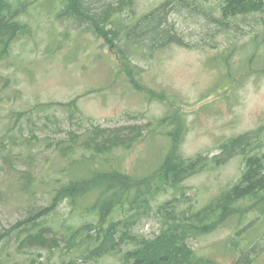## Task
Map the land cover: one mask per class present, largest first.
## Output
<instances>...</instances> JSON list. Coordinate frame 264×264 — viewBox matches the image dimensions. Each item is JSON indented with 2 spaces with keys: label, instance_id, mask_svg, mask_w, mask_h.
<instances>
[{
  "label": "rangeland",
  "instance_id": "obj_1",
  "mask_svg": "<svg viewBox=\"0 0 264 264\" xmlns=\"http://www.w3.org/2000/svg\"><path fill=\"white\" fill-rule=\"evenodd\" d=\"M166 1L134 0L136 18ZM174 1L169 22L185 43L130 49L136 68L130 74L117 49L88 25L57 16L58 1L30 0L28 12L20 15L28 30L0 57V234L22 227L36 212H47L60 186L89 175L72 171L69 163L91 153L78 145L66 154L62 150L73 136L81 143L96 129L130 132L134 139L129 146L107 157H91L90 165L116 167L139 178L152 175L173 148L186 157L213 159L222 154L225 142L245 133H255L264 152V13L241 14L225 26L217 20H222L226 0H189L197 10ZM132 14L124 13L127 21ZM71 102V107L59 106ZM244 167L242 154H225L223 163L187 177L180 185L186 194L180 209L210 203L240 179ZM174 194L170 189L159 195L154 209ZM94 201L89 196L83 204ZM85 219L89 217L72 214L69 200L60 201L49 218L59 233V246L51 239L43 247H26L11 236L8 264L68 261L62 224L78 226ZM247 220L238 225L236 218L229 219L189 244L218 264H235L237 248L251 245L254 236L264 246V219L254 230L246 229ZM159 221L152 213L134 232L153 238L160 232ZM234 235L240 241L237 247ZM126 249L85 264H133ZM255 256L252 264H264V251Z\"/></svg>",
  "mask_w": 264,
  "mask_h": 264
},
{
  "label": "trees",
  "instance_id": "obj_2",
  "mask_svg": "<svg viewBox=\"0 0 264 264\" xmlns=\"http://www.w3.org/2000/svg\"><path fill=\"white\" fill-rule=\"evenodd\" d=\"M55 1L60 4L59 18H72L80 25H88L96 36L117 49L130 74L136 73L130 49L144 46L155 50L173 42L185 43L169 22L174 0H167L138 18L134 0ZM181 1L179 5L191 6L189 0ZM29 2L0 0V57L9 50L13 40L28 30V23L21 20L20 15L28 12ZM186 5L182 7H188ZM191 7L197 10L199 6ZM221 8L222 20L217 22L226 26L241 14L264 13V0H226ZM127 10L133 13L130 21L124 16ZM136 134H140V130ZM254 134L245 133L225 142L222 154L213 159L203 154L186 157L173 148L153 174L144 178L134 177L116 167L104 170L90 165L91 157H107L114 149L129 146L134 139L130 132L96 129L81 143L76 139L78 136H73L71 143L62 150L66 154L78 145L84 153H91L90 158L83 154V159L73 158L69 163L72 171L89 175L71 178L67 185L60 186L47 212L46 209L36 212L22 227L15 225L1 233L0 264H8L6 245L11 236L26 247H43L51 239L52 245L59 246L56 243L59 233L49 218L56 212L57 203L65 199L70 202L72 214L89 219L78 226L66 221L62 224L67 232L65 247L71 258L61 264L98 262L109 255L120 254L125 247V255L133 264H218L212 258L199 255L189 242L216 231L229 219L236 218L238 225L248 219L244 225L250 230L256 229V224L264 219V152H260L262 145ZM236 153L242 154L245 160L240 179L201 208L189 205L180 209L186 197L180 186L184 179L211 165L223 163L225 154ZM170 189L175 190L174 197L155 210L152 202ZM89 196H94L95 201L85 207L83 201ZM152 213L160 217V232L153 238L135 233L134 226L143 218L151 217ZM240 229L235 234H240ZM50 234L52 237H48ZM236 236L232 237V243L237 247L240 241ZM261 237L264 239V235ZM252 239L251 245L246 242L247 246L237 248L235 264H252L255 255L264 251L260 236Z\"/></svg>",
  "mask_w": 264,
  "mask_h": 264
},
{
  "label": "water",
  "instance_id": "obj_3",
  "mask_svg": "<svg viewBox=\"0 0 264 264\" xmlns=\"http://www.w3.org/2000/svg\"><path fill=\"white\" fill-rule=\"evenodd\" d=\"M142 264H150V263H142Z\"/></svg>",
  "mask_w": 264,
  "mask_h": 264
}]
</instances>
